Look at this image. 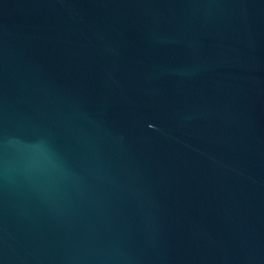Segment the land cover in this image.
<instances>
[{
    "label": "water",
    "instance_id": "1",
    "mask_svg": "<svg viewBox=\"0 0 264 264\" xmlns=\"http://www.w3.org/2000/svg\"><path fill=\"white\" fill-rule=\"evenodd\" d=\"M0 264H264V0H0Z\"/></svg>",
    "mask_w": 264,
    "mask_h": 264
}]
</instances>
